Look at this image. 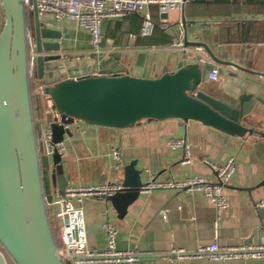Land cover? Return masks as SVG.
<instances>
[{"label":"crops","instance_id":"crops-1","mask_svg":"<svg viewBox=\"0 0 264 264\" xmlns=\"http://www.w3.org/2000/svg\"><path fill=\"white\" fill-rule=\"evenodd\" d=\"M146 13L151 14L159 27L150 37L140 35ZM184 14L188 43L207 44L219 59L241 65L250 72L218 63L202 48L185 45L182 11H172L164 19L156 5L145 7L133 17L105 20L102 32L106 42L99 55L85 56L90 49V34L76 22L55 20L53 28L61 33L59 54L69 56L66 59L69 69L77 72L111 70L115 74L156 79L184 66L199 64L200 55L204 63L202 89L234 108L239 109L243 100L251 123L248 127L263 133L264 0H192L185 6ZM162 36L170 42L161 43ZM176 41H181L184 47H173ZM245 47L248 49L242 65L240 52ZM213 69H218L216 81L208 79ZM35 98L41 121L43 103ZM172 139H184L192 145L190 163H183V149H171ZM64 142L62 163L69 186L123 184L124 168L133 161L142 172L143 184L149 180L146 170L158 180L201 176L215 181L216 175L205 161L223 165L234 158L236 162V170L225 189L230 206L219 219L217 235L215 208L202 192L153 190L141 193L123 217L104 198H86L82 204L76 203L84 215L89 248L98 251L106 248L107 222L117 228V249L139 253V264H168L173 250L194 253L199 246L215 241L223 247L264 244V208L256 206L264 199V137L261 135L234 137L199 122L179 119L142 121L126 129L75 121ZM113 149L122 151V168L116 166L111 156ZM43 157L49 179L47 199L54 203L61 197L58 185L51 178L55 165L52 159ZM49 209L54 231L60 234V207L52 204ZM163 211H168V220L162 217ZM181 264H264V259L220 262L195 258L185 259Z\"/></svg>","mask_w":264,"mask_h":264},{"label":"water","instance_id":"water-1","mask_svg":"<svg viewBox=\"0 0 264 264\" xmlns=\"http://www.w3.org/2000/svg\"><path fill=\"white\" fill-rule=\"evenodd\" d=\"M4 22L0 31V247L15 264H62L54 228L47 206L41 158L34 122L29 69L28 33H32L36 75L46 86L54 111L62 125L52 124V142H64L75 121L111 129L131 128L142 121L179 119L195 121L229 136L259 134L244 111V101L234 108L202 89L204 63L184 66L175 73L156 79L102 70L96 76L87 71L68 70L67 79L58 72L61 33L53 27L51 14L27 12L23 0H0ZM182 8L185 45L202 48L218 63L250 72L246 68L216 57L207 44L188 43L187 24ZM134 14L131 15L133 17ZM167 19L168 15L162 14ZM106 42L103 38L101 46ZM248 47L240 52L245 63ZM51 178L60 196L69 186L62 159L54 154ZM142 172L136 161L124 168L125 191L107 199L123 217L140 196ZM0 264H8L0 251Z\"/></svg>","mask_w":264,"mask_h":264},{"label":"built area","instance_id":"built-area-1","mask_svg":"<svg viewBox=\"0 0 264 264\" xmlns=\"http://www.w3.org/2000/svg\"><path fill=\"white\" fill-rule=\"evenodd\" d=\"M192 0H23L27 12L31 13L35 8L39 15L51 14L56 21L69 19L87 30L90 34V49L85 56L99 55L102 53V41L104 38L102 24L105 20H118L126 18L132 14L140 13L145 7L156 5L159 13L169 15L172 11H182V8ZM155 23L151 14L146 13L142 18V37L152 36ZM29 45V69L30 77H36V57L37 52L32 37L28 33ZM175 48H183L181 41L173 43ZM197 50H201L197 48ZM64 56L59 62L58 72L66 76L67 79H77L78 76H68L69 66ZM79 57H77L78 59ZM84 75L96 76L98 72ZM260 77H263L260 75ZM218 69H213L208 73L210 81H216ZM46 86L35 84L34 94L42 100V118L39 121L40 133L37 137L40 158L46 156L52 159L54 154H58L63 160L65 156V142H52V124L62 125L60 115L54 111L50 97L44 93ZM42 125L44 127H42ZM69 129V125L64 126ZM171 149H183L184 162L190 163L192 157V145L184 139H172ZM41 148V149H40ZM112 158L116 161V166H124L122 151L113 149ZM205 163L216 175V180L211 181L205 177L193 176L183 179L171 178L169 180H158L149 170H146L149 180L141 187L140 194L150 193L153 190H173L178 192H202L216 211L214 231L217 235L219 219L229 208V201L226 196V186L236 170L234 158H230L223 165L213 164L209 161ZM125 190L121 182H105L95 185L68 186L65 194L54 203L47 199V206L57 204L60 207L61 230L58 247L62 264H84L105 262L113 264H139L140 255L135 251H120L116 246L117 228L110 222L104 225L106 233V248L102 251L89 248L87 244V233L85 219L82 209L77 204H82L86 198H109ZM258 208H264V199L257 202ZM164 220H168V211L162 212ZM208 259L212 261L227 262L231 260L264 259V244L260 245H240L236 247H223L217 241L210 245L199 246L194 253H186L180 250H173L170 253L168 264H181L185 259Z\"/></svg>","mask_w":264,"mask_h":264},{"label":"trees","instance_id":"trees-1","mask_svg":"<svg viewBox=\"0 0 264 264\" xmlns=\"http://www.w3.org/2000/svg\"><path fill=\"white\" fill-rule=\"evenodd\" d=\"M159 28L157 25H155V29H154V32L152 34V36L155 34V31L156 29ZM163 38L161 39V43H168L170 42L168 38L162 36ZM35 84H42V81L38 79V77H34L32 78L31 80V95H32V104H33V112H34V122H35V128H36V134H37V137L39 136V129H38V109H37V105H36V98H35V94H34V86ZM41 149V148H40ZM41 166H42V174H43V181H44V189H45V193H46V197L49 198V185H48V175H47V167H46V161H45V158L43 156H41ZM49 210V214H50V209L48 208ZM50 219H51V216H50ZM52 220V219H51ZM53 225V224H52ZM54 234H55V238H56V241H57V245L58 247L61 245V242L58 238V235H57V232L56 230L54 231Z\"/></svg>","mask_w":264,"mask_h":264},{"label":"rangeland","instance_id":"rangeland-1","mask_svg":"<svg viewBox=\"0 0 264 264\" xmlns=\"http://www.w3.org/2000/svg\"><path fill=\"white\" fill-rule=\"evenodd\" d=\"M3 22H4V16H3V13H2V8H1V3H0V31L2 29ZM38 129L40 131L39 121H38ZM57 235H58V238H59V234L58 233H57ZM0 251L4 254L8 264H15L1 247H0Z\"/></svg>","mask_w":264,"mask_h":264}]
</instances>
